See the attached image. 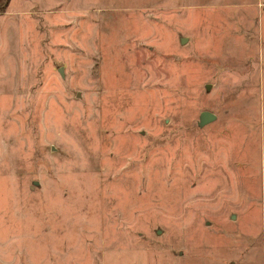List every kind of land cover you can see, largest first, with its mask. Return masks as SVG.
I'll use <instances>...</instances> for the list:
<instances>
[{"label":"rangeland","instance_id":"obj_1","mask_svg":"<svg viewBox=\"0 0 264 264\" xmlns=\"http://www.w3.org/2000/svg\"><path fill=\"white\" fill-rule=\"evenodd\" d=\"M0 264H264V0H0Z\"/></svg>","mask_w":264,"mask_h":264},{"label":"water","instance_id":"obj_2","mask_svg":"<svg viewBox=\"0 0 264 264\" xmlns=\"http://www.w3.org/2000/svg\"><path fill=\"white\" fill-rule=\"evenodd\" d=\"M184 39H182V42H183ZM59 73L62 74V71L59 70ZM214 114H212L211 112H203L201 114V117H200V120L202 122V125H205L207 123H210L213 119H214Z\"/></svg>","mask_w":264,"mask_h":264}]
</instances>
